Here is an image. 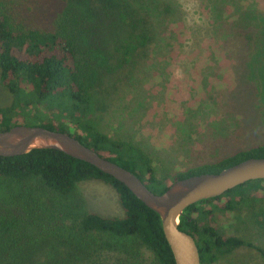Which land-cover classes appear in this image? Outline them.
I'll return each mask as SVG.
<instances>
[{"label": "trees", "instance_id": "1", "mask_svg": "<svg viewBox=\"0 0 264 264\" xmlns=\"http://www.w3.org/2000/svg\"><path fill=\"white\" fill-rule=\"evenodd\" d=\"M148 23L134 0H0V83L14 97L12 104L0 105V131L23 124L17 118L20 99L28 105L50 100L62 119L38 117L32 126L76 137L157 194L177 180L264 157V144L256 145L160 178L137 144L112 139L85 121L97 90L126 73L150 46ZM249 36L261 43L256 54L264 53V30ZM92 180L116 190L123 216L84 211L78 184ZM260 197L264 179L184 210L179 227L196 239L201 264H222L224 255L245 246L264 258V248L226 236L214 221L215 210H234ZM111 254L124 264H176L160 215L112 175L54 148L0 155V264H103Z\"/></svg>", "mask_w": 264, "mask_h": 264}, {"label": "rangeland", "instance_id": "2", "mask_svg": "<svg viewBox=\"0 0 264 264\" xmlns=\"http://www.w3.org/2000/svg\"><path fill=\"white\" fill-rule=\"evenodd\" d=\"M134 4L147 17L152 42L126 73L97 90L85 121L112 139L137 144L150 155L160 178L263 145L264 53L256 54L261 43L249 34L264 30V0ZM251 65L258 70L252 72ZM13 99L0 83V105ZM16 109L25 125H34L38 117L62 119L50 100L28 105L20 99ZM78 193L84 211L124 215L116 190L102 181L80 182ZM214 213L226 236L264 248V197ZM144 252L151 260L152 253ZM123 261L111 254L103 264ZM221 263L264 264V258L245 246L224 255Z\"/></svg>", "mask_w": 264, "mask_h": 264}, {"label": "water", "instance_id": "3", "mask_svg": "<svg viewBox=\"0 0 264 264\" xmlns=\"http://www.w3.org/2000/svg\"><path fill=\"white\" fill-rule=\"evenodd\" d=\"M14 146L21 149L12 150ZM33 148L58 149L96 166L124 183L141 201L160 215L163 232L176 264H201L196 239L179 227L180 216L187 207L220 196L249 181L264 179V157H253L219 173H204L177 180L164 193L157 194L133 172L102 157L66 132L24 124L0 131V155L11 156Z\"/></svg>", "mask_w": 264, "mask_h": 264}, {"label": "bare ground", "instance_id": "4", "mask_svg": "<svg viewBox=\"0 0 264 264\" xmlns=\"http://www.w3.org/2000/svg\"><path fill=\"white\" fill-rule=\"evenodd\" d=\"M19 149H21V147H17V146L12 147V150H19Z\"/></svg>", "mask_w": 264, "mask_h": 264}]
</instances>
